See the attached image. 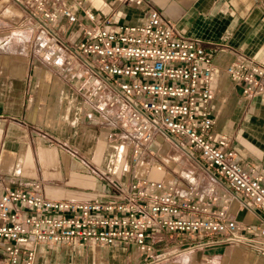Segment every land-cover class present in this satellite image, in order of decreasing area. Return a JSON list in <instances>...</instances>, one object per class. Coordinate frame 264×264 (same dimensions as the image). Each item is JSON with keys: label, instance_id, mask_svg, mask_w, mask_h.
<instances>
[{"label": "crops", "instance_id": "crops-1", "mask_svg": "<svg viewBox=\"0 0 264 264\" xmlns=\"http://www.w3.org/2000/svg\"><path fill=\"white\" fill-rule=\"evenodd\" d=\"M41 1L56 21L41 17L34 4L0 0V194L37 183L48 200L108 202L122 198L116 185L151 179L172 185L176 197L192 189L191 197L208 211L224 208L236 222L256 223L261 212L173 136L155 135L132 163L131 149L119 139L120 125L103 118L104 105L94 107L96 96L86 97L94 78L88 71L92 64L77 51L82 30L60 10L82 18L88 9L96 18L127 25L142 23L155 11L180 35L201 41L216 68L210 82L213 131L230 139L237 162L252 167L264 185V87L244 97L224 75V67L240 59L264 65V0ZM149 240L152 252L182 248L168 261L151 264H264V257L244 244L191 247L194 240L164 230ZM27 246L33 248V264H145L132 243Z\"/></svg>", "mask_w": 264, "mask_h": 264}, {"label": "built area", "instance_id": "built-area-1", "mask_svg": "<svg viewBox=\"0 0 264 264\" xmlns=\"http://www.w3.org/2000/svg\"><path fill=\"white\" fill-rule=\"evenodd\" d=\"M139 3V0H127ZM34 4L41 17L56 21L54 11L41 0ZM69 23L82 30L77 51L92 64L94 78L86 97L96 96L95 108L112 126L120 125L119 139L131 149V161L147 152L157 134H168L195 151L203 164L245 198L262 215L256 223L234 221L224 208L208 211L192 198L173 195L170 184L136 180L116 185L122 198L102 202L48 200L37 183L27 189L8 188L0 194V264H33L34 251L27 245L93 243L102 246L134 244L142 261L163 262L182 248L152 252V233L164 230L186 236L191 247L210 243L244 244L264 257V185L252 167L241 166L230 139L215 134L210 102V82L216 68L212 54L201 41L180 35L169 21L149 11L139 24H114L109 17L96 18L88 9L82 18L60 10ZM224 75L248 97L264 87V65L240 59L224 67ZM113 138L112 133L108 134ZM149 154V153H148ZM221 197L225 201L226 194ZM25 207L29 212L21 213ZM189 247V246H188Z\"/></svg>", "mask_w": 264, "mask_h": 264}]
</instances>
